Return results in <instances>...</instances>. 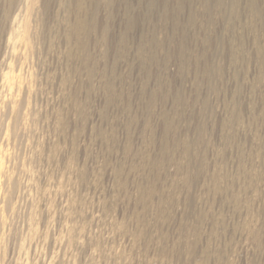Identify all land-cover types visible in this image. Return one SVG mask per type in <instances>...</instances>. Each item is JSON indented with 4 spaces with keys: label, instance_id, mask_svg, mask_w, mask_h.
Returning <instances> with one entry per match:
<instances>
[{
    "label": "rangeland",
    "instance_id": "374dc122",
    "mask_svg": "<svg viewBox=\"0 0 264 264\" xmlns=\"http://www.w3.org/2000/svg\"><path fill=\"white\" fill-rule=\"evenodd\" d=\"M211 2L0 0V264L264 247V31Z\"/></svg>",
    "mask_w": 264,
    "mask_h": 264
},
{
    "label": "clouds",
    "instance_id": "9594fccd",
    "mask_svg": "<svg viewBox=\"0 0 264 264\" xmlns=\"http://www.w3.org/2000/svg\"><path fill=\"white\" fill-rule=\"evenodd\" d=\"M107 7L104 8L105 12H107ZM170 7L175 12L178 5L172 4ZM201 7L207 20L214 21L217 17L222 18L236 32L243 33L254 29L264 31V0H222L221 3H216L213 0ZM120 8L125 15H128L129 10L134 15L144 13V6L141 5L130 8L126 4H121ZM249 262L250 264H264V247L254 248Z\"/></svg>",
    "mask_w": 264,
    "mask_h": 264
}]
</instances>
